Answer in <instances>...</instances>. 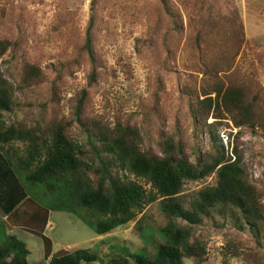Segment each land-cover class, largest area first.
I'll list each match as a JSON object with an SVG mask.
<instances>
[{
  "label": "rangeland",
  "instance_id": "rangeland-1",
  "mask_svg": "<svg viewBox=\"0 0 264 264\" xmlns=\"http://www.w3.org/2000/svg\"><path fill=\"white\" fill-rule=\"evenodd\" d=\"M168 4L177 16L179 31L173 29L159 0H0V40L9 39L15 45L0 61V69L18 87V105L4 114V120L8 124L31 122L44 103L51 105V99L57 117L72 119L73 103L88 89L90 113L103 115L109 123L122 119L136 124L144 147L156 153H161L160 144L167 136L182 139L194 162L210 146V129L206 124L195 125L186 90L191 88L203 99L202 86L213 78L203 70L205 59L198 53L199 43L219 52L234 42H226L224 34L241 28L244 42L232 71L257 82L264 97V0H168ZM91 18L99 57V78L94 86L89 84L91 63L85 53H78ZM197 32L202 34L198 42L193 36ZM211 57L209 54L206 62ZM27 62L41 69V83L26 87L13 78L11 73L18 78L21 64ZM227 75L220 73L225 82ZM215 121L210 116L206 123ZM212 129L226 157L235 158V149L243 153L249 178L264 193L263 132L237 127L231 119L219 121ZM70 133L82 137L76 126ZM121 174L150 188L132 174ZM216 180L213 173L188 181L178 198L188 206L198 191L215 185ZM160 202L161 198L147 204L134 220L104 235L72 213L50 211L44 233L53 242L54 255L88 249L104 262L122 248L153 255L162 241L160 228L168 222ZM0 233L26 243L30 264H48L41 238L25 227L9 230L0 221ZM195 234L206 243V254L202 260L184 258V264H246L248 253L262 258L251 264L264 263V245L249 242L248 230L240 229L230 218L207 220L196 227Z\"/></svg>",
  "mask_w": 264,
  "mask_h": 264
},
{
  "label": "trees",
  "instance_id": "trees-1",
  "mask_svg": "<svg viewBox=\"0 0 264 264\" xmlns=\"http://www.w3.org/2000/svg\"><path fill=\"white\" fill-rule=\"evenodd\" d=\"M159 1L173 29L179 31L181 27L168 0ZM93 25L91 18L78 51L85 53L91 63V86L99 78ZM239 30L224 34L226 42H234L219 52L199 43L198 53L205 59L203 70L213 78L202 86L203 99L191 88L186 90L195 125L206 124L210 129V146L199 152L194 162L182 139L167 136L160 144L161 153H156L144 147L136 124L122 119L109 123L103 115L90 113L88 89H83L73 103L72 119L57 117L51 99V105L44 103L31 122L8 124L3 116L16 109L18 87L0 69V221L9 230L25 227L40 237L48 264H184V258L202 260L206 243L196 236L195 229L207 220L222 217L248 230L253 245L263 246L264 193L249 178L243 153L235 149V158L226 157L212 129L219 121L231 119L237 127L247 126L264 135L262 90L251 78L242 79L232 71L244 42L243 31ZM193 36L198 42L202 34ZM14 48L9 39H1L0 61ZM209 54L212 57L206 62ZM220 73H229L227 83ZM11 75L26 87L41 83L43 78L41 69L31 62L21 64L18 78L13 72ZM210 116L216 121L207 124ZM72 126L82 132L81 138L70 133ZM122 172L144 180L150 188L124 179ZM213 173L217 176L215 185L198 191L188 206L178 198L186 182L199 181ZM159 198L168 222L160 228L162 241L153 255L133 254L126 248L111 254L107 262L88 249L54 255L53 242L44 233L50 211H64L104 235L134 220L147 204ZM29 255L25 242L0 233V264H30ZM250 261L262 262V258L248 253L246 264Z\"/></svg>",
  "mask_w": 264,
  "mask_h": 264
}]
</instances>
